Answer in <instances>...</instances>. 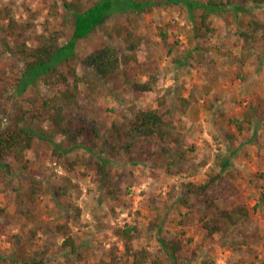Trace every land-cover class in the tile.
I'll return each mask as SVG.
<instances>
[{
	"label": "rangeland",
	"instance_id": "rangeland-1",
	"mask_svg": "<svg viewBox=\"0 0 264 264\" xmlns=\"http://www.w3.org/2000/svg\"><path fill=\"white\" fill-rule=\"evenodd\" d=\"M51 2L52 0H0V41L11 24L6 18L7 14L15 17L19 26L27 25L26 32L23 33L18 27L17 36L8 37L11 44L42 32L45 25L52 29L60 28V17L50 15ZM258 14L264 21V8ZM121 19L127 23L126 18ZM213 20V26L219 29L208 39L210 50L207 59L202 63L198 59H191L190 65L176 68L171 58L187 47L186 35L191 24L186 12L178 7L155 6L153 11L144 13L139 18L137 32L145 39L147 58L158 67L162 83L156 85L152 92L141 93L122 83L123 72L120 70L105 79L93 94L83 83L81 87L89 96L80 101V107L67 108L66 113L72 122V129L88 126L104 134L114 122L121 123L124 120V112L129 107L156 108L160 98L165 95L166 104L160 109L166 113L170 110L176 116L180 107L177 94L182 93L188 97L193 93L194 101L186 112L190 120L183 124L188 145L196 146L189 156L198 160L207 158L212 163L218 146L225 149L226 132L236 134L233 146L239 149L233 158L232 168L237 175L227 178L224 183L227 186L235 185L237 191H229L219 204L227 206L243 202L249 206L252 218L260 229L252 244L255 253L244 250L237 252L223 247L218 235L207 239L205 231L200 228L199 215L195 212H190L189 218L180 223L179 211L171 209L162 234L182 245V258L187 264H200L201 258L206 254L214 258L217 264H262L264 216L255 206L264 189V179L259 177L264 171V39L258 46L262 61L257 62L256 57H253L240 67L237 59L241 56L242 46L234 34L237 27L232 18L225 19L216 15ZM115 22H119V14L114 15L108 24L113 25ZM66 31L68 34L63 37V42L70 37L69 30ZM163 32L168 34L166 42L162 40ZM107 40L111 41L101 33L92 38V41H79L76 52L83 58ZM31 44L34 43L31 41ZM14 64H17L14 59H0V76L5 77L4 83L14 81L8 78L11 74L8 71ZM78 72L84 74L86 69L79 65ZM141 78L146 80L147 76L142 75ZM206 90H209L208 94L205 93ZM56 93V87L43 83L36 88L30 87L20 96L13 87L9 95L0 102V133L13 124L21 110L35 109L28 100L30 97L38 95L50 98ZM214 96L221 100L219 104L216 102L217 113L208 109ZM251 105L258 110L255 121L259 120V141L240 146L242 142L252 138L253 131L245 128L239 133L229 121L230 118L241 115ZM47 116L48 113L43 121L36 120V126L45 129L49 138L52 134L51 138L55 142L74 148L63 155L61 160L53 154L50 141L37 139L34 147L27 152L28 168H23L13 159L7 160L11 166L8 175L0 170V253L12 254V237L14 234H21L24 242L28 241L26 246L29 250L39 246L42 248V264H132V258L125 255V246L117 230L126 224H136L141 233L134 241L135 248H146L155 256L162 255L163 248L156 230L150 229L154 208L159 207L164 211L171 205L173 199L180 195L177 187L181 182L203 181L207 167L198 165V160H190L186 164L188 167L192 166L188 171L171 175L166 170L165 156L156 154L160 151V146L139 140L133 149L137 163H131L129 155L124 153L116 159L113 173L118 197H111L107 189H101L94 181L93 170H86L84 165L79 164L74 170L68 171L62 163L67 159L74 161L76 158L87 157V151L80 146L85 145L89 134L77 140L72 133L68 134V122L59 131ZM214 133L218 134L217 140ZM183 166L185 164L180 168ZM34 176L52 189L67 185L68 192L55 197L42 193L33 205L30 203V178ZM71 204L82 209L80 223L68 224L83 254L84 261L81 262L74 260L75 255H71L69 248L63 246L64 236L58 230V224L65 221L59 214L66 209L65 206ZM200 206L204 207V204ZM182 211L186 212L187 209L184 207ZM33 230L37 232L33 237L34 243L30 246Z\"/></svg>",
	"mask_w": 264,
	"mask_h": 264
},
{
	"label": "trees",
	"instance_id": "trees-1",
	"mask_svg": "<svg viewBox=\"0 0 264 264\" xmlns=\"http://www.w3.org/2000/svg\"><path fill=\"white\" fill-rule=\"evenodd\" d=\"M169 5L178 7L187 14L191 27L187 31V47L178 54H173L171 62L176 68L190 65V60L198 59L204 62L208 57L210 46L207 44L211 35L218 29L213 26V17L216 15L227 19L232 18L237 30L234 34L241 42V56L237 59L240 67L245 62L256 57L257 62L262 61L258 46L264 39V21L259 17L258 11L264 8V0H52L50 15L60 17V28H50L45 25L42 32H36L33 37L22 41L9 42V36H17V28L24 33L27 25L19 26L15 17L6 15L11 24L8 32L0 41V59H14L17 64L10 67L8 78L10 84L4 83L5 77L0 76V102L9 95L12 88L19 96L30 87L36 88L43 83L49 87H56L57 93L50 98L32 96L28 100L33 104V110H21L13 124L0 133V170L8 175L11 166L7 160L13 159L23 168H28V150L32 149L37 139L47 140L52 143L53 154L59 159L74 147L55 142L47 136L45 129L36 126V120L43 121L47 118L53 122L57 130H63L68 122V134L72 133L77 140L89 134L83 147L87 151L86 158H76L74 161L63 160L65 168L72 171L82 164L86 170H93L94 181L101 189H107L108 195L118 197L117 186L114 180V166L117 158L123 153L129 155L131 163L134 160V146L137 141H148L160 146L161 155L166 159V170L171 175L188 171L192 166L187 162L198 158L189 155L195 150V145H188L184 134L183 124L190 120L186 112L194 101V94L188 97L182 93L177 94L180 107L176 116L163 112L160 108L166 104L163 95L156 108L143 109L129 107L124 112L121 123L114 122L109 130L101 134L98 129L79 126L70 127L72 123L66 109L74 106L80 107L81 100L88 97L81 85H87L90 93H95L105 79L118 71L123 72L122 83L141 93L152 92L156 85L162 83L158 67L147 58L145 39L137 32V22L144 13L153 11L155 6ZM1 13V9H0ZM119 14V22L109 25V20ZM126 18L127 23L121 19ZM28 25H32L27 23ZM26 28V29H25ZM70 37L63 42V37L68 33ZM103 34L107 40L105 44L92 50L81 58L76 52L79 41H88ZM166 42L168 34H161ZM31 41L34 44H31ZM172 50H170V53ZM213 60H210L212 62ZM82 65L86 72L80 74L78 66ZM146 75V80L141 76ZM206 94L209 90L205 91ZM214 96L208 104V109L217 113V103L221 100ZM217 102V103H216ZM217 107V108H216ZM258 110L253 105L235 117L230 118L232 123L242 133L245 128L252 130V138L244 143H258L257 118ZM168 115H170L168 117ZM247 123V126H246ZM72 138V137H71ZM217 140L218 134L214 133ZM227 143L225 149L218 146L215 159L212 163L207 158L199 159L198 165L206 166V177L203 181L187 180L178 185L180 195L173 199V203L162 211L154 208V217L151 218L150 229L156 230L158 241L163 248L162 255H153L149 249H137L134 241L140 237L141 230L136 224H126L117 230L125 246V255L132 258V264H187L182 258V245L162 234L164 223L169 218L171 209L180 213V223L189 218L190 212L199 215L200 228L205 231V237L211 239L214 235L221 238L220 245L233 251H246L255 253L252 246L256 233L259 232L258 223L253 220L249 206L243 202L221 206L219 202L224 199L229 191H237L235 185L227 186V178L236 177L237 172L233 167V158L239 149L233 146L236 134L226 132ZM188 145V146H187ZM78 146V145H77ZM239 146V147H240ZM142 155V154H141ZM144 155V154H143ZM203 157L200 154V157ZM190 157V158H189ZM179 160L181 162H179ZM185 164L183 168L180 166ZM196 167V166H195ZM264 179V171L259 176ZM262 181V180H260ZM31 204L35 205L37 198L42 193L52 194L53 197L67 193L66 186L51 188L48 184L40 182L37 177L30 178ZM204 204V207L200 206ZM59 214L65 221L58 224V230L63 233V246L69 248L70 254L75 255L74 260L84 261L83 254L76 244L74 236L68 226L69 223H80L82 209L79 206L68 205ZM187 211L183 212L182 208ZM255 209L264 216V189L259 194ZM37 230L32 231V239ZM24 236L14 234L12 254L0 253V264H42L43 251L39 246L29 250ZM34 239L30 241V246ZM264 264V259L261 260ZM200 264H217L209 254L203 256Z\"/></svg>",
	"mask_w": 264,
	"mask_h": 264
}]
</instances>
